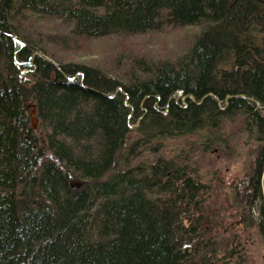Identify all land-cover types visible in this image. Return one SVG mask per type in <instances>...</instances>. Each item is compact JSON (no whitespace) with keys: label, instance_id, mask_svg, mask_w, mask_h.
Returning <instances> with one entry per match:
<instances>
[{"label":"trees","instance_id":"16d2710c","mask_svg":"<svg viewBox=\"0 0 264 264\" xmlns=\"http://www.w3.org/2000/svg\"><path fill=\"white\" fill-rule=\"evenodd\" d=\"M148 34L122 78L47 51ZM239 118L257 151L236 195L264 244V0H0V264H247L191 157L157 151L227 146Z\"/></svg>","mask_w":264,"mask_h":264},{"label":"rangeland","instance_id":"374dc122","mask_svg":"<svg viewBox=\"0 0 264 264\" xmlns=\"http://www.w3.org/2000/svg\"><path fill=\"white\" fill-rule=\"evenodd\" d=\"M60 27L65 26L60 25ZM159 38L160 37L158 36L154 39L153 36L149 34L143 37L138 36L134 38L107 37L102 39H89L90 42L86 44H83L77 40H72L71 46L77 45L80 49L86 47V51H88L89 54L84 55L81 53H76L74 55L66 54V52L61 53L56 48H50L47 49V51L52 55H57L59 60L62 59L64 60V62L88 64L94 66L97 64H102L104 65V68L112 67L117 71L113 73L119 74L122 78V75L125 74L127 70L128 63L131 62L132 56H135L137 54L134 52V50H138L139 44L143 42L145 43L146 41H148L147 43H153ZM114 39L116 40L115 43ZM130 47H133L134 50ZM236 121L226 123L223 126L225 127L223 134L225 137H228L231 142L228 143L227 146H222L223 144L216 146L213 145L209 148L208 151H204L200 146V143H202L203 141V138L199 136L200 134L198 136L193 135L175 139H168L163 141L162 143H158L157 145V151L159 155H176L181 151L184 156L191 157L190 159L192 163H194L199 168L198 171L200 172L202 178L211 187V199L208 203V209H210V205L212 209L216 210L222 209V206L228 207L227 215H230V220L232 219V213H230L231 208L228 206L229 199L227 197L229 193L233 191L234 185H237L240 181V177L242 176L241 171H243V169L251 164L252 161L256 158L257 151L253 140H250V137L246 136L242 132V129L241 131L238 130L240 128L239 125L241 119H236ZM37 123L38 121L35 117V121L32 125L33 128H36ZM132 137L133 135L130 136V139ZM155 156L156 155H152L150 152L143 149L141 156L136 157V159L131 163L138 164L140 162L138 160L143 159L152 160ZM122 166V164H119L118 168L120 169L122 168ZM82 185L83 183L79 180H71L70 182V186L75 189L80 188ZM233 208L237 210V208ZM236 215H233V219L235 220L237 219ZM251 215L253 216V218L258 215L256 208H254V210L252 209ZM235 220L231 221L234 222ZM245 226L248 225L246 224ZM208 227L209 230L212 231L211 224H209ZM233 229L237 232L236 227H234ZM240 229L241 228H239L238 230L240 231ZM222 230L223 229L221 228L219 233L221 235H226L229 232L225 230V233H223L224 230ZM255 232L256 231L253 230L252 233L247 234V240L245 238L242 239L244 242L247 241L245 242L247 246V254L249 255V261L247 262V264H264V251L262 250L264 244H261L259 238L257 237L258 230L256 233Z\"/></svg>","mask_w":264,"mask_h":264},{"label":"flooded vegetation","instance_id":"af4514ba","mask_svg":"<svg viewBox=\"0 0 264 264\" xmlns=\"http://www.w3.org/2000/svg\"><path fill=\"white\" fill-rule=\"evenodd\" d=\"M240 185H241V181L238 182L236 187L234 186L233 191H231V193H229V195L227 197L230 201V202L228 201V206L234 211L233 212L234 215H236V214L238 215L237 219L236 220L234 219L235 221L233 222L232 225H230V228L233 229L234 227H236L237 233L240 235L242 234L244 236L243 238H245L247 240V238H248L247 234H250L251 231L254 230V228L256 226V222H255V224H250L249 222H246V224L249 225L246 227L244 226L243 222L248 220L249 218L254 219V220L256 218L255 221H257V217L253 218V216L248 213L250 208H252L254 210V206L250 203L249 196L247 194L244 196H241L240 194L236 195L239 192L238 187ZM233 207L237 208V210H235ZM240 219H242V221L236 223V221H239ZM239 228L242 229L241 232L238 230ZM245 242H247V241H245Z\"/></svg>","mask_w":264,"mask_h":264},{"label":"bare ground","instance_id":"6f19581e","mask_svg":"<svg viewBox=\"0 0 264 264\" xmlns=\"http://www.w3.org/2000/svg\"><path fill=\"white\" fill-rule=\"evenodd\" d=\"M13 39H14V37H13ZM42 58L43 59H45L46 61H49V62H53L52 60L50 61L49 59H47L46 57H43L42 56ZM54 63V62H53ZM30 71H27V70H23V71H21L20 72V77L21 78H23V79H26L24 76H22V75H25V74H27V73H29ZM31 105V106H30ZM29 105V116H30V114H31V110H32V106H34V105H32V104H30ZM32 117L34 118V115H32L31 114V116H30V119L28 118V124H29V126L31 125V127H33L32 125H33V123H32ZM34 121V120H33ZM254 203V202H253ZM255 205H257V207H258V205H259V203L258 202H255L254 203ZM253 205V204H252ZM254 208H255V206H254ZM249 214H252V208H250V210H249V212H248ZM254 213V212H253ZM238 217V215L236 216V218ZM242 221V219H240L239 221H236V223H238V222H241ZM246 222H249L250 224H255V222H256V226H255V228H254V231H256L257 232V230H258V227H259V221H258V219H257V221H255L254 219H248V220H246V221H244L243 222V224H244V226H245V224H246ZM242 224V225H243ZM249 226V225H248ZM246 227V226H245ZM242 231V229H240V232ZM253 231H251V233H252ZM255 232V233H256ZM263 246V245H262ZM264 248V247H263ZM262 248V250L264 251V249Z\"/></svg>","mask_w":264,"mask_h":264},{"label":"water","instance_id":"95a60500","mask_svg":"<svg viewBox=\"0 0 264 264\" xmlns=\"http://www.w3.org/2000/svg\"><path fill=\"white\" fill-rule=\"evenodd\" d=\"M31 114H32V115H34V114H35V109H34V106H32ZM31 120H32V123H34V121H35V117H34V118L32 117V119H31ZM33 120H34V121H33ZM71 187H72V186H71Z\"/></svg>","mask_w":264,"mask_h":264}]
</instances>
